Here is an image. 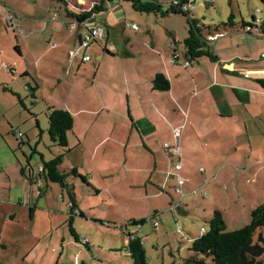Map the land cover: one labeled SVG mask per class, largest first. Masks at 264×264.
<instances>
[{"label": "rangeland", "instance_id": "1", "mask_svg": "<svg viewBox=\"0 0 264 264\" xmlns=\"http://www.w3.org/2000/svg\"><path fill=\"white\" fill-rule=\"evenodd\" d=\"M65 2L70 11L79 14L89 11L101 0ZM112 9L114 12L105 17L109 19L117 12L119 20L123 21L122 26L110 24L114 28L112 39L123 36L141 41L149 40L147 36L152 35L164 43L170 30L178 36L182 48L189 27L185 15L171 14L161 18L141 14L126 2L115 4ZM191 13L196 19H204L206 25L227 22L231 13L237 24L243 20L253 24L256 13L264 19V2L196 0ZM246 33L225 34L219 38L217 49L227 58L247 52L250 68H264L263 37ZM84 34H87L86 25L68 17L66 5L60 1L0 2V264H132L126 253L128 234H138L142 238L150 264H182L191 255L189 249L195 238L202 235V228H209V220L215 211L223 214L228 231L250 224L251 210L264 203V154L261 165L251 170L242 158L247 152L244 147L248 146L247 138L244 145L240 144L239 152L226 141L218 155L221 159H217L221 167L224 165V170L217 166L213 171L214 183L199 188L201 192L197 197L193 193L184 197L187 190L176 193L170 186L163 194L153 186V195L161 193L149 198L144 194V187H128L133 177L136 185H140V180L136 174L127 172L125 166L119 165L126 157L124 148L113 139L101 144L103 138L99 133L90 134L97 131L91 123H76V132L82 138L81 146L77 147L78 139L72 133L68 135L73 150L70 156L52 143L48 133L50 106L67 107L78 115L80 94L84 97L86 94L79 91L78 84L73 85L74 76L83 77L86 84L91 82L88 75L79 74L72 66L76 53L81 52L79 59L87 53L96 62L95 53L100 47L103 51V41L92 42L88 50L79 49L77 37ZM115 44L120 51L124 50L123 43L117 41ZM120 59V56L116 60L110 59L109 69L113 65L130 63ZM68 66L71 76H66L63 69ZM93 105L89 104L91 108ZM104 117L105 113L98 117L96 124H103ZM89 135L86 144L85 138ZM62 154L65 155L61 166L63 172L72 170L70 165L81 166L91 184L101 190L96 195V189L82 180L73 178L70 181L77 185L76 194L87 216L86 219L76 218L75 228L80 235L88 237L89 246L77 243L72 237L67 223L68 197L58 184H49L46 193L42 194L45 186L40 190L35 183L33 194H29L31 176L37 175L42 165L41 155L50 161ZM247 154L251 161L259 158L250 149ZM22 166L27 169L25 176L21 173ZM140 175L145 177L146 173ZM180 197L184 198L185 205L189 204L188 215L182 214L177 207ZM30 203L35 209L32 214ZM90 209L105 223L92 220ZM14 213L17 219L12 222L10 214ZM131 216L146 220L142 229L132 225ZM156 222L158 226H155Z\"/></svg>", "mask_w": 264, "mask_h": 264}, {"label": "crops", "instance_id": "2", "mask_svg": "<svg viewBox=\"0 0 264 264\" xmlns=\"http://www.w3.org/2000/svg\"><path fill=\"white\" fill-rule=\"evenodd\" d=\"M112 6L106 13L101 14L104 17L102 20L98 19L99 16L93 23V25H102L107 28L105 40L107 45L102 44L103 51L100 47L95 53L96 62H93V58L87 53L79 59L81 52H78L72 63L79 74L88 75L91 81L89 85L85 83V80L83 81V77L74 76L73 85L78 84L79 91L86 94L85 97L80 94L82 100L80 99L77 104L78 115L75 116L67 107L61 108L69 111L74 117L72 135L78 139L77 147L82 145V138L76 132V123L87 122L95 125L97 131H91L90 134L99 133L103 138L101 144L108 139H113L116 144L124 148L126 157L119 165L125 166L127 172L136 174L140 180V185H136L135 177H133L128 187H144V194L149 198L157 197L156 195L163 193L167 186L177 193V179L168 177V174L178 158L173 157L165 149L166 144L173 146L175 143L174 129L182 130L181 176L185 179L182 189L187 190L188 193L184 197L191 193L197 197L201 192L199 188L214 183L216 178L213 176L214 169L218 166L220 170H224V165L221 167L217 161L221 159L218 155L224 149L223 146H226V141L230 142L231 148L239 152L242 149L240 144L244 145V139L247 138L248 146L244 145L247 152L242 158L251 170L258 168V165H261V155L264 154V90L255 80L264 76V68L257 66L250 68L246 61L249 59L247 52L236 53L227 58L216 47L220 41L219 38L225 34L245 32L231 30L211 36L213 41L210 43V48L219 57V62L213 63L203 58L186 66L187 59L179 45L180 40L170 30L167 31L168 37L164 43L152 35L147 36L149 40L141 41L123 36L118 40L112 39L114 28L111 25L122 26L123 22L119 20L120 15L117 12L109 19L105 17V14L114 12ZM246 34L264 39V36L260 37L248 32ZM83 36L77 37L79 49H82L80 38ZM117 41L123 43L124 50L120 51L117 48L115 44ZM94 43L97 44L99 41ZM174 43H176L175 46ZM85 55L91 58L87 62L83 60ZM119 56L129 60L130 63L118 64L117 67L113 65L110 70L109 62L116 60ZM63 69L66 76H71L69 66ZM157 74H163L168 79L169 90H154L153 80ZM89 104H94L93 108ZM104 113L103 124H96L95 121ZM91 135L85 138L86 144ZM69 144H71L70 140ZM248 149L252 154L259 156L257 161H251L247 154ZM71 153L68 155L70 156ZM139 164L143 166H136ZM70 167L86 176L81 166L70 165ZM258 170L261 171L262 167ZM142 173H146V176L141 177ZM88 182L92 188L96 189L89 179ZM49 184L47 186L45 182L42 183V187L45 186L42 190L41 185L37 183L42 194L46 193ZM30 185L29 194H33L32 187H35V181ZM153 186H157L161 192L153 195ZM96 191V195L101 193L99 189ZM62 192L64 193L63 190ZM184 202V198L180 197L177 207L182 214L188 215L189 204L185 205ZM76 204L78 211L84 216L80 218L86 219L87 216L77 194ZM31 207L32 205L30 209ZM89 216L93 217L91 219L94 221L102 220L91 209ZM10 217L12 222L17 219L15 213L10 214ZM76 218L78 217H75V221ZM131 219L135 221L143 218L131 216ZM77 233L79 234L78 231ZM90 242L88 239V246L91 245Z\"/></svg>", "mask_w": 264, "mask_h": 264}, {"label": "trees", "instance_id": "3", "mask_svg": "<svg viewBox=\"0 0 264 264\" xmlns=\"http://www.w3.org/2000/svg\"><path fill=\"white\" fill-rule=\"evenodd\" d=\"M57 1L66 5L68 17L76 19L78 24L86 25L87 34L92 27L101 26L107 31L105 26L93 25L96 20L95 18L106 13L112 5L123 2L130 3L133 10L141 14H153L161 18L169 17L171 14H183L188 18L189 27L187 36L183 40L182 49L187 62H189V66L193 62H198L203 58L213 63L219 62V57L210 48L211 41L209 39L211 36L220 34L222 33L221 31L226 32L231 30L244 31L251 34L250 29L256 28L254 23H247L244 20L241 24H237L233 13L230 14L227 22L206 25L204 19H196L191 13L192 5L196 0H101L100 3L96 4L89 11L79 14L70 11L65 0ZM176 1L178 5L175 4ZM261 1L264 2V0ZM185 6L189 8L188 11H184L183 7ZM253 18L255 20V16ZM88 24L91 25L89 26ZM10 25H12V22ZM87 34L80 38V47H82L81 45ZM258 36H264V28ZM105 43L107 44L106 41ZM175 45L176 43H174ZM255 81L264 90V76L256 78ZM153 88L156 91H167L170 89V83L163 74H157L153 80ZM4 90L10 91L9 88H4ZM48 118V133L52 143L64 149L66 154H69L72 152V148L69 144L68 135L74 129L73 115L67 110L50 106ZM41 157L42 165L39 168L38 174L31 176L30 184H33L35 181L38 184H40L39 182H45L47 186L49 183H54L61 187L67 194L69 202L67 223L70 233L77 243H81L80 235L74 228V221L75 217L84 216L78 211L75 185L70 181L75 178L82 180L87 186L91 187V185L87 177L81 175L78 170L72 169L68 173L61 170L65 158L64 154L50 161H46L42 155ZM26 171L27 169L22 166L21 173L23 176L26 175ZM32 172L34 173L33 169ZM34 210V207H31V214ZM76 211L79 214H76ZM96 222L105 223L100 220H96ZM145 224L146 220L144 219L135 220L132 223L137 228L141 226V229ZM227 229L228 226L223 214L218 210L215 211L209 220V228L205 229V232L193 241L189 249L191 255L187 259H184L182 264H264V203L251 210L250 224L234 231H228ZM130 238L126 251L127 249L130 250V255L128 256H130L132 264H150L142 238L138 234H132Z\"/></svg>", "mask_w": 264, "mask_h": 264}, {"label": "built area", "instance_id": "4", "mask_svg": "<svg viewBox=\"0 0 264 264\" xmlns=\"http://www.w3.org/2000/svg\"><path fill=\"white\" fill-rule=\"evenodd\" d=\"M176 5H178V2H175ZM184 11H188L189 8L187 6L183 7ZM56 17V16H55ZM254 24L256 26V28L250 29V31L252 32V34L254 35H260L263 28H264V19L261 18L259 16L258 13H256L255 15V20H254ZM135 29L137 30L138 27H135ZM22 33V32H21ZM106 40V30L103 27H96V28H90V32L85 36L84 41L82 43V49H86L88 50L91 43L95 42V41H103L105 45H107L105 43ZM210 41H213V38L209 39ZM264 57V55L262 56ZM91 58L89 56H85L84 57V61H89ZM174 61L172 60V63ZM186 66H189V62L186 63ZM173 135H174V139H175V143L173 146H169V145H165V149L174 157L176 156L178 158L177 162H175L173 164L172 170L171 172H169L168 177H175L177 179V192L182 191V187L185 184V179L181 176V172L183 170V166H182V144H181V139H182V130L181 129H174L173 131ZM0 170H1V166H0ZM40 185H42V182H39ZM76 214H79L78 211H76ZM155 226H158V223H155ZM139 228L141 229V226H139ZM202 232H205V229L202 230ZM131 234H128V242L131 239L130 238ZM80 241L83 244L88 245V239L84 236H80ZM126 253L128 255H130V250L127 249Z\"/></svg>", "mask_w": 264, "mask_h": 264}]
</instances>
